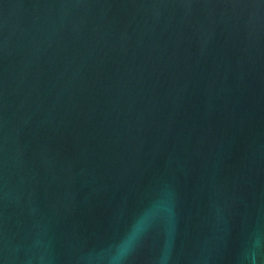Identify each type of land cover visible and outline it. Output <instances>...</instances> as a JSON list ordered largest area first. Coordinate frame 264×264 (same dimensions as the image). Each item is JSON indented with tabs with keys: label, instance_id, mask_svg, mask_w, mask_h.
<instances>
[{
	"label": "water",
	"instance_id": "95a60500",
	"mask_svg": "<svg viewBox=\"0 0 264 264\" xmlns=\"http://www.w3.org/2000/svg\"><path fill=\"white\" fill-rule=\"evenodd\" d=\"M264 264V0H0V264Z\"/></svg>",
	"mask_w": 264,
	"mask_h": 264
},
{
	"label": "clouds",
	"instance_id": "9594fccd",
	"mask_svg": "<svg viewBox=\"0 0 264 264\" xmlns=\"http://www.w3.org/2000/svg\"><path fill=\"white\" fill-rule=\"evenodd\" d=\"M137 231H132L128 237L116 249L115 254L112 256L114 264H119V261L126 258L135 246L137 240Z\"/></svg>",
	"mask_w": 264,
	"mask_h": 264
}]
</instances>
